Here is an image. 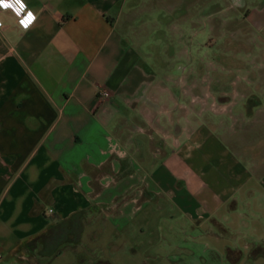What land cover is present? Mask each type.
Masks as SVG:
<instances>
[{"label":"crops","instance_id":"obj_1","mask_svg":"<svg viewBox=\"0 0 264 264\" xmlns=\"http://www.w3.org/2000/svg\"><path fill=\"white\" fill-rule=\"evenodd\" d=\"M23 2L28 27L0 8V264L264 260V0ZM148 11L189 16L192 37L195 19L257 24L258 98L234 133L161 109L165 67L132 29Z\"/></svg>","mask_w":264,"mask_h":264},{"label":"rangeland","instance_id":"obj_2","mask_svg":"<svg viewBox=\"0 0 264 264\" xmlns=\"http://www.w3.org/2000/svg\"><path fill=\"white\" fill-rule=\"evenodd\" d=\"M142 15L148 22H143ZM150 16L153 15L149 11L138 14L132 29L135 33L143 31L145 37L137 42L151 66L167 69L154 73L167 86L166 95H175V101L166 102L161 109L173 110L183 117V122L192 114L193 126L201 128L218 123V128L234 133L245 121L236 117L240 116L238 111L252 112L258 98L261 66L257 24L243 18L223 20V16L215 23L195 19L200 33L192 37L188 31L195 25L189 16L180 25L165 20L149 22ZM180 26L186 32L181 39L173 29ZM231 99L233 102H229ZM228 113H232L230 119ZM256 120L252 118L250 123ZM262 263L264 260L259 258L257 264Z\"/></svg>","mask_w":264,"mask_h":264},{"label":"snow or ice","instance_id":"obj_3","mask_svg":"<svg viewBox=\"0 0 264 264\" xmlns=\"http://www.w3.org/2000/svg\"><path fill=\"white\" fill-rule=\"evenodd\" d=\"M14 5H19V7H15ZM0 8H14L17 15L23 12L26 8L23 0H0ZM34 20V16L31 12L27 13V16L21 20V24L24 27H28L29 24Z\"/></svg>","mask_w":264,"mask_h":264},{"label":"built area","instance_id":"obj_4","mask_svg":"<svg viewBox=\"0 0 264 264\" xmlns=\"http://www.w3.org/2000/svg\"><path fill=\"white\" fill-rule=\"evenodd\" d=\"M16 6L14 5V8H15ZM14 8H12V9H14ZM15 11V10H14ZM16 12V11H15ZM28 12H31L32 14H33V16H34V20H35V17H36V14L32 11V10H26V11H23V12H21L18 16H19V20H20V22H21V20L22 19H24L26 16H27V13ZM34 20L29 24V26L34 22ZM101 94L103 95V96H108L109 94H110V92H109V90H107V89H102L101 90ZM53 209L51 208L50 209V211H52Z\"/></svg>","mask_w":264,"mask_h":264}]
</instances>
